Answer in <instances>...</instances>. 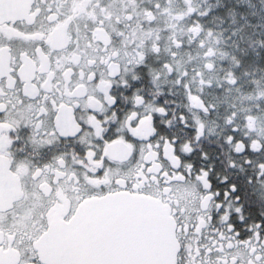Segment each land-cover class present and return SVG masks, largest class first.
<instances>
[{
	"label": "snow or ice",
	"instance_id": "1",
	"mask_svg": "<svg viewBox=\"0 0 264 264\" xmlns=\"http://www.w3.org/2000/svg\"><path fill=\"white\" fill-rule=\"evenodd\" d=\"M45 3L31 0L28 11L35 13L30 19L0 17V65L10 69L7 76L0 73V187L15 182L22 193L6 204L0 203V252L13 249L14 264H44L36 244L49 231V208L67 201L68 211L61 219L74 227L77 217L73 212L81 203L92 201L93 206L86 210L92 213L134 193L168 203L175 236L172 264H264V212L255 215L249 194L254 185L264 186V135L242 134L246 113L232 105L221 114L209 100L203 103L202 118L196 112L190 118L173 111V119H165L169 108L161 105L155 112L145 111L142 88L126 94L123 89L130 85L125 82L119 85L118 95L108 89L107 101L102 94L98 96L104 105L101 111L81 108L77 98L73 115L79 130L62 134L55 111L63 101V96L58 99L56 94L62 84V69L52 67V54L46 50L44 37L64 12L60 0H49L42 9ZM53 15L55 20L51 19ZM235 36L234 31L229 39ZM38 57L47 58L50 74L54 73L50 83L56 88L51 92L39 88L45 73L41 72L39 78L34 74L32 83L38 92L32 96L15 73L24 59L38 63ZM76 75L73 67L69 86ZM98 78L93 75L88 84L94 85ZM184 79L181 77L176 87H181ZM238 83L234 81L231 87L236 88ZM256 86L250 83L251 88ZM88 94L97 95L94 89L85 97ZM134 96L140 99L133 103ZM144 115H150L152 131L134 135L132 129ZM89 116L99 124L95 132L85 122ZM213 116L225 121L219 148L223 152L226 147L230 155L223 171H217L215 162L220 156L207 163L210 156L202 149L199 166L191 159L196 151L193 143H199L204 134L203 121ZM174 121L179 127L169 136L167 131L176 127ZM158 124L164 129L159 135ZM24 129L26 135L21 134ZM117 139L126 147L110 156L106 145ZM41 149L47 150L46 162L36 159ZM200 197H207L204 207L200 206Z\"/></svg>",
	"mask_w": 264,
	"mask_h": 264
},
{
	"label": "flooded vegetation",
	"instance_id": "2",
	"mask_svg": "<svg viewBox=\"0 0 264 264\" xmlns=\"http://www.w3.org/2000/svg\"><path fill=\"white\" fill-rule=\"evenodd\" d=\"M48 2L46 0L41 8H45ZM30 3L31 0H0V17L30 19L35 13V10L29 13ZM60 3L63 5L64 15L59 22L47 29L44 40L46 50L52 54V67L62 69V84L56 89V94L58 99L63 96V101L55 108L57 128L62 134L72 135L79 130L73 115L77 98H80L81 108L101 111L104 105L100 103L98 96L102 94L107 101L109 88L114 95H118L121 90L119 85L127 82L130 88L123 89L126 94H130L135 88H142L141 103L149 113L157 111L163 105L169 108V116L165 119H173V111L177 115L184 112L190 118L196 112L202 118L203 103L212 100L221 114L232 105H236L238 111L246 113L241 124L242 134L264 135V97L260 95L262 89L249 96L246 89L240 87V76L232 62V59H237L235 55H231L235 51L231 47L234 39L228 38L231 31L227 26L226 16L220 13L224 9L222 0H210L209 3L205 0H60ZM53 8L56 9L55 3ZM205 12L209 14L204 16ZM55 18V15L51 17L53 20ZM242 23L240 21L236 26ZM259 30L260 27L254 29L255 39H260ZM263 42L261 40L259 46ZM38 61L34 63L24 59L15 73L24 82L26 93L32 96L38 92L36 84L32 83L34 74L39 78L41 72L45 73L39 88L48 92L56 88L50 83L54 73L50 74L47 58L38 57ZM73 67L76 68L77 75L69 86L68 77L72 74ZM9 71L6 64L0 65V73L7 76ZM93 75H98L99 78L94 85H89ZM181 77H185L182 86L176 87L180 84ZM234 81L239 83L233 89L231 85ZM209 84L212 85L211 88L207 87ZM93 89L97 95L88 94L85 97ZM136 99L140 97L134 96L132 102ZM253 109L258 111L252 112ZM85 122L93 126V132L99 127L91 116ZM203 122L204 134L199 143H193L196 151L191 159L199 166V153L202 149L210 156L207 163H213L220 156V160L215 162L217 171H223L230 155L226 147L223 152L219 148L225 121L213 116ZM174 123L176 127L167 131L169 136L177 133L179 122ZM151 124L150 115H144L132 132L134 135H148L152 131ZM162 131L164 129L158 124L157 135ZM26 133V129L21 132L22 135ZM181 139L185 137L182 136ZM125 147L123 141L117 139L106 145L105 150L113 156L124 151ZM40 153L36 159L46 162L47 150L41 149ZM21 194L15 182H5L0 187V203L6 204ZM249 194L254 202L255 215L258 216L264 212V186L254 185ZM151 198L162 203L170 215L167 202L159 197ZM199 203L204 207L207 197H200ZM66 211L68 205L64 200L60 206L49 208L46 214L48 227L52 222H61ZM170 217L172 219L171 215ZM172 223L174 224L173 219ZM117 233V229L98 231V238L95 240L98 261L95 264L136 262L131 255L129 238L119 237ZM42 236L36 246L44 264H69L51 260L40 249ZM14 258L13 249L0 252V264H14Z\"/></svg>",
	"mask_w": 264,
	"mask_h": 264
},
{
	"label": "water",
	"instance_id": "3",
	"mask_svg": "<svg viewBox=\"0 0 264 264\" xmlns=\"http://www.w3.org/2000/svg\"><path fill=\"white\" fill-rule=\"evenodd\" d=\"M107 206L86 212L87 201L78 206L74 227L62 221L52 222L40 242V249L52 260L69 264H95L98 261L95 240L98 231L117 229L119 237L129 238L136 262L117 264H172L175 247L174 224L166 208L148 196L126 195ZM115 238V237H113Z\"/></svg>",
	"mask_w": 264,
	"mask_h": 264
},
{
	"label": "trees",
	"instance_id": "4",
	"mask_svg": "<svg viewBox=\"0 0 264 264\" xmlns=\"http://www.w3.org/2000/svg\"><path fill=\"white\" fill-rule=\"evenodd\" d=\"M222 4L224 9L222 8L220 13L225 15V13L229 11V17L227 18L226 16V22L231 31L230 34L234 31L236 32V36L233 38V45L231 47L235 50L234 53L237 60L234 61L232 59V62L235 63L236 67L237 64H239L237 70L241 80L240 87L245 88L248 95L252 96L259 92L260 89H264V42L261 46H259L261 40H264V35L260 33V39H255L256 37H253L255 33L254 30L245 25L244 22L242 25L239 24L236 26V24L241 21V18L239 15L235 16L233 11H235V9L244 10L245 7L233 8L231 0H222ZM231 25H235L236 28ZM241 26L242 28H240ZM255 42L257 43V47L254 46ZM237 45H239V47H237ZM252 71H254L253 75L248 74ZM250 83L256 84V88H251Z\"/></svg>",
	"mask_w": 264,
	"mask_h": 264
},
{
	"label": "rangeland",
	"instance_id": "5",
	"mask_svg": "<svg viewBox=\"0 0 264 264\" xmlns=\"http://www.w3.org/2000/svg\"><path fill=\"white\" fill-rule=\"evenodd\" d=\"M205 1L207 3L210 2V0H205ZM231 5L233 8L245 7L244 10L235 9V11H233V14H235V16L239 15L241 21L244 22L245 25H247L253 30L258 29V27H260V33L264 35V0H231ZM193 7L196 6L193 5ZM225 16H227V18L229 17V11L225 13ZM231 26L233 27L235 25H231ZM230 36L231 34H228V38ZM254 46L257 47L256 42ZM231 55H235V53L233 52L231 53ZM248 74L253 75L254 71L249 72ZM260 95L264 97V89H262Z\"/></svg>",
	"mask_w": 264,
	"mask_h": 264
}]
</instances>
